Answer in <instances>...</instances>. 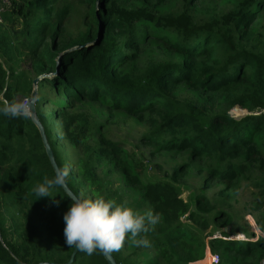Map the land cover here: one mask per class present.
Masks as SVG:
<instances>
[{
    "label": "trees",
    "instance_id": "obj_1",
    "mask_svg": "<svg viewBox=\"0 0 264 264\" xmlns=\"http://www.w3.org/2000/svg\"><path fill=\"white\" fill-rule=\"evenodd\" d=\"M263 21L264 0H19L1 14L0 104L29 99L33 79L54 73L58 62L52 77L37 81L35 112L58 169L69 170L67 186L77 197L159 213L145 234L150 246L126 237L110 252L117 264H192L206 247L217 264L264 259L263 236L228 238L230 213L204 190L183 199L179 182L190 169L204 183L222 182L218 193L226 195L245 180L264 233ZM235 105L249 113L233 117ZM49 116L75 149L73 169ZM118 117L145 127L133 147L112 138ZM169 153L185 156L163 169L158 159ZM112 175L127 191L112 185ZM54 176L32 120L0 116V264L69 260L74 247L65 245L63 215L71 199L60 186L53 197L34 193ZM210 221L225 238L212 237ZM69 264L107 263L100 251L77 249Z\"/></svg>",
    "mask_w": 264,
    "mask_h": 264
},
{
    "label": "clouds",
    "instance_id": "obj_2",
    "mask_svg": "<svg viewBox=\"0 0 264 264\" xmlns=\"http://www.w3.org/2000/svg\"><path fill=\"white\" fill-rule=\"evenodd\" d=\"M32 100H11L0 104V116L29 119ZM69 170L58 169L51 179L46 178L34 187L37 197H53L50 192L55 186L65 183ZM70 206L63 215L64 242L86 255L94 252L118 251L126 237L136 246L148 247L150 240L145 234L159 223V213L151 208L143 211L126 201L114 198H71ZM222 237V236H221Z\"/></svg>",
    "mask_w": 264,
    "mask_h": 264
},
{
    "label": "rangeland",
    "instance_id": "obj_3",
    "mask_svg": "<svg viewBox=\"0 0 264 264\" xmlns=\"http://www.w3.org/2000/svg\"><path fill=\"white\" fill-rule=\"evenodd\" d=\"M1 21V20H0ZM264 22V21H263ZM261 30V29H260ZM263 31V30H262ZM23 68H29V64L26 61L22 62ZM52 75H49V77H52ZM52 88L49 87V89L46 91L48 94L52 95ZM16 100H25L26 98L22 95H17ZM27 100V99H26ZM54 106L48 105L41 107L42 111L53 109ZM104 112H106L108 109L104 107ZM264 112V111H262ZM229 113L235 117L240 118L243 115L249 113L245 108H242L239 105H235L233 108H230ZM48 123L49 126H51L52 131L55 132V136L53 134V138L56 137L58 139L57 143V149L59 150L60 154L62 156L68 157L71 164H69V167L73 169V160L75 157V149L69 147L66 143V141H63L60 137L61 135V127L60 122L56 119L52 118L51 116L48 117ZM112 133L111 136L113 139L119 140L124 139L127 141L126 146H131L130 144H136L139 136L142 132H144L145 127L142 125L141 122L134 121L133 119H128L127 117H118L115 122L111 123ZM185 155L182 153H169L165 154L161 158H157L158 160H162L166 163L167 167L163 166V169H170L171 165L174 163L180 162L181 158H183ZM110 180L112 181V185L114 187L121 188L122 190L126 187L124 186V182L117 178L116 176H111ZM181 181L183 186V192L181 193V197L183 199H188L189 195H191L194 191L197 190H204L206 195L209 197L210 203L215 202L218 206H222L226 211L230 213V222L228 226L226 227V230L231 231L232 234H230V239H241V240H255L258 236H263L264 233L260 231L259 227L257 226L254 217L252 216L251 212V206L253 205L252 201V192L255 191L254 189H249L246 186L245 180H239L234 183L235 186H231L229 191L226 195H220L219 189L224 186V184L220 181L213 180L207 183H204L201 177V174L196 173L195 171H191L190 169H187L185 174L179 179V182ZM130 198V197H129ZM12 218L6 217V224L8 226L11 225ZM220 225L219 222H209V231L211 230L213 232L212 237H217V235L220 236ZM253 233L252 236L250 234ZM264 237V236H263ZM206 237V241H207ZM222 238H225L222 236ZM126 249H124L125 251ZM207 254L211 253V251L208 253L209 249L206 248ZM197 264H209L207 261H201ZM260 264V263H259Z\"/></svg>",
    "mask_w": 264,
    "mask_h": 264
},
{
    "label": "water",
    "instance_id": "obj_4",
    "mask_svg": "<svg viewBox=\"0 0 264 264\" xmlns=\"http://www.w3.org/2000/svg\"><path fill=\"white\" fill-rule=\"evenodd\" d=\"M58 67H59V64H58V62H57L55 72H54V73H51L50 75H52V74L54 75V74L58 71ZM44 76H49V75H40V76H37V77H35V78L33 79V82H32V84H33V89H32V91H31V94H30L29 99H27V100H32V99H34V100L36 101V96H37V95H36V90H37V86H36V84H37V81H38L40 78L44 77ZM30 111H31L30 119H31L32 122L35 124V126L37 127V129H38V131H39V133H40V137H41V140H42V144H43V147H44L45 153H46V155H47V157H48V160H49V162H50V164H51V166H52L54 172L56 173V171L58 170V166H57V163H56L55 158H54V156H53V151H52V149H51V147H50V145H49V143H48V141H47V138H46V135H45V132H44L43 126L41 125V123L39 122V120H38V118H37V116H36V112H35V102H34L33 104H31ZM60 187H61L62 190H63V191L69 196L70 199L73 198V197H77V196L71 191V189L67 186L66 183H64V184L61 185ZM76 250H77V248L74 247L73 250H72V253H71V255H70L69 260H68L65 264H69V263L72 261L74 255H75V253H76ZM100 252L102 253V255H103V257H104V259H105V261H106L107 264H117L115 258H114L109 252H104V251H102V250H101ZM46 263H51V262H39L38 264H46Z\"/></svg>",
    "mask_w": 264,
    "mask_h": 264
},
{
    "label": "built area",
    "instance_id": "obj_5",
    "mask_svg": "<svg viewBox=\"0 0 264 264\" xmlns=\"http://www.w3.org/2000/svg\"><path fill=\"white\" fill-rule=\"evenodd\" d=\"M13 1H19V0H0V20H1V14L5 12L6 10L11 8ZM26 100V99H25ZM264 236V235H263ZM219 258L217 254H208L207 262L209 264H217ZM260 264H264V259L260 262Z\"/></svg>",
    "mask_w": 264,
    "mask_h": 264
},
{
    "label": "crops",
    "instance_id": "obj_6",
    "mask_svg": "<svg viewBox=\"0 0 264 264\" xmlns=\"http://www.w3.org/2000/svg\"><path fill=\"white\" fill-rule=\"evenodd\" d=\"M207 248V247H206ZM208 249H209V247H208ZM210 252V249H209V251H208V253ZM215 254V253H214ZM207 257H208V254H207V250L205 251V256H204V258H202V259H199V260H197V261H195V262H193L192 264H197V263H199V262H201V261H207ZM262 261V260H261Z\"/></svg>",
    "mask_w": 264,
    "mask_h": 264
}]
</instances>
